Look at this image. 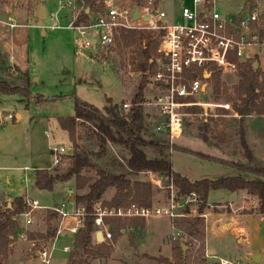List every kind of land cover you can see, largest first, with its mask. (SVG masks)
Wrapping results in <instances>:
<instances>
[{
	"label": "rangeland",
	"instance_id": "obj_1",
	"mask_svg": "<svg viewBox=\"0 0 264 264\" xmlns=\"http://www.w3.org/2000/svg\"><path fill=\"white\" fill-rule=\"evenodd\" d=\"M0 1L3 3L7 0ZM114 1L118 4L135 6L138 0ZM145 1L140 0L138 3L143 4ZM244 1L218 0L217 8L226 15L229 12H238L243 8H250L253 6L252 3H255L254 0H248V4H244ZM261 1L264 4V0ZM66 2L67 0H62V3H60V0H46L49 14L46 18L37 22L40 29L29 34L27 49L30 57L31 76L33 80L35 79L34 76L40 77L41 80L38 83L34 82L32 85V90L37 96H35L36 101L31 102L27 114L23 108L24 106L21 107L20 105L19 97L21 98V94H0V110L13 113L14 116L18 113L23 114L21 120L14 118V121L10 120L7 125V121L0 125V158L7 157L9 159L7 162L14 164L16 167L24 165L30 167V171L27 173L29 177L27 182L23 168L0 172V189L12 190L11 195L14 197L24 195L26 193L25 188H27L28 195L31 198L38 199L43 206H54L63 202L64 199H67L68 187L70 186V183L58 184L53 192L42 191L40 193L34 184L33 167L50 166L51 168L48 169L51 172H54L57 168V166L52 167V147L73 145L69 135L60 128L58 118L75 114L76 99L93 104L98 108L132 102L144 74L143 66L147 63L152 64L158 57L157 50L160 43V33L155 29L128 30L117 35L115 45L110 48L105 56L106 61H98L91 57V50L83 47L80 35L75 30L67 27L74 16L83 11L84 6L77 5L76 9H72V7L64 5ZM37 3H39V0H30V10H32V7L36 8ZM61 4L63 6L60 8ZM103 4L105 10L104 1ZM156 4H160L164 8L169 20L176 21L181 19L182 7L189 5L190 0H156ZM53 13H56V17L52 16ZM43 28L47 31L45 35L42 33ZM131 32H135L137 42L126 47L123 43V37ZM261 57L264 58V51ZM260 71L263 72L262 69ZM8 72L11 75L16 74L15 71ZM239 79V74L232 72L224 73L220 79L221 90L223 89L221 95H223L225 102L231 104L235 112H237L235 104L240 103L237 100L236 91ZM149 82L150 76L145 87V103H143V111L147 116L148 126L147 131L144 133L146 138H152L154 132H156L154 123L161 120L159 109L150 104L156 92ZM38 94L41 96H38ZM23 97L25 102H29L32 99V92L30 91L28 96L23 95ZM215 98L216 93L213 87L210 91V99L215 100ZM216 112L217 116L209 119L207 129L199 121L188 123L185 126L183 136L176 139L174 143L178 149L172 150V162L175 169L191 179H218L234 176L239 172L229 167V165L226 166L216 161L186 153L180 150V146L218 158L222 157L230 162L246 166H264V116L253 113L245 117L244 135L254 156V160L251 162L247 159L245 149L241 143V116L233 115V112L226 108L217 109ZM94 131V128L89 124L78 125L77 135L80 150L97 151L99 149L100 142ZM112 150L116 152L114 147H112ZM146 150L150 155L152 154L151 150ZM98 163L100 166L101 161H98ZM64 165H59L60 170L64 169ZM84 174L97 176L96 171L93 169H85ZM3 175H11L10 182H7ZM135 178L149 182V176L143 172ZM63 187L67 188V194ZM75 192L76 190L72 189V194ZM114 193L115 190L110 189L104 198L111 200ZM229 194L228 190L210 191L208 198L210 202H207L203 210V213L209 215L208 221L200 217L202 219L201 228L204 230L203 240L190 237L183 231L185 228L183 219L185 218L176 220L163 217L144 219L145 229L143 231L128 228L116 240L108 244L111 248L108 257L91 259L89 262L90 264H161V260L174 259L173 246L175 241L173 238L176 236L179 242L187 243L188 264H204V260H207L208 264H213L214 261L218 264L216 257L207 256V228L210 230V219L212 217H220L221 215L229 217L230 214L236 215L239 213L235 208L240 206L237 207L233 204V207L228 206L225 208L224 205H229V202H218L226 199ZM169 196L170 193L167 189H161L153 185L152 204L165 203L168 201ZM256 197H247L249 202L245 203V206L246 209L252 210L254 208L260 213L259 201H256ZM199 204L193 205V208L198 212L201 206ZM236 211L238 212L236 213ZM48 213V210L35 213L34 225L36 224L37 228L48 229L49 224L46 220ZM193 217L196 216L186 218ZM20 223L22 225L21 220ZM52 224L54 227L56 221ZM30 228L28 229L29 232L31 231ZM73 241V236L65 232L59 239L58 245L59 247L64 244L72 246L74 245ZM93 244L97 246V244ZM227 244H229L228 248L219 251V257H227L233 261H239L240 259L242 264H264V262L246 260L242 255L235 252L236 248L233 243ZM33 248L31 241L16 240L5 262H16L22 259L25 262L24 264H30L28 262L30 257L28 258V256L30 252L32 253ZM66 257L67 254L57 253L54 264H62ZM78 258V256H75L70 262L72 263L73 259L77 260ZM36 264L41 263L36 262Z\"/></svg>",
	"mask_w": 264,
	"mask_h": 264
},
{
	"label": "built area",
	"instance_id": "obj_2",
	"mask_svg": "<svg viewBox=\"0 0 264 264\" xmlns=\"http://www.w3.org/2000/svg\"><path fill=\"white\" fill-rule=\"evenodd\" d=\"M254 1L250 8L224 15L217 8L218 0H190L189 5L182 7L181 19L172 21L168 19L164 8L156 4V0H146L143 4L136 3L135 6L105 0V10L99 12L95 19L77 23L75 18L68 27L80 35L83 47L91 50V57L101 62L106 61L105 56L115 45L118 34L128 30L159 31L158 57L152 62L153 73L150 69L147 71L150 75L149 84L156 92L150 104L155 105L161 115V120L156 122L155 131L163 132L172 146L176 139L183 136L188 123L194 121L205 123L217 116V109H230L233 115L239 116L231 104L225 102L221 95L223 89L216 95L215 100L210 99V91L214 87L213 75L216 72L220 73L221 77L229 72L239 74L247 62L253 61L255 64L258 61L257 68L263 70L260 81L264 85V58L261 57L264 51V4L261 0ZM64 5L76 7L83 4L78 0H67ZM62 6L63 4L60 8ZM136 8L140 12V18L135 20ZM145 17H148V20H145ZM120 107L127 113L132 107V102H125ZM14 118L13 113L1 112L0 125ZM73 152V145L52 147V167L66 164L65 157ZM23 170L27 182L30 168L24 167ZM143 173L149 176L148 181L152 185L168 190L170 193L168 201L151 206L130 202L128 205L117 207L104 205L102 201L95 203L92 212L95 223L93 243L99 245L113 242L112 225L106 221L110 218L148 220L163 217L176 220L195 215L208 221V214L200 213L193 208V205L203 203L199 195L194 192L181 193L172 180L156 172ZM68 194L73 195L72 189L68 190ZM24 202L26 209L19 214V219L23 220L22 231L13 238L15 241L33 243L34 248L29 262L54 264V258L59 251L67 254L62 264H72L70 260L73 258L76 238L72 246L64 244L59 247L58 243L65 232L76 237L85 227L88 215L85 205L76 204L68 197L60 204L43 206L39 200L31 198L28 194L24 197ZM228 206L233 207V204L224 205L225 208ZM0 208L5 209L4 205ZM235 209L233 208L234 211ZM42 210H48L56 215L55 234L48 239L31 240L28 237V229L35 223V213ZM99 230L103 234L102 242L96 238V232ZM176 239L178 237L174 236L173 240ZM207 256L216 257L218 264H241L238 260L208 254ZM6 264L20 262L10 261Z\"/></svg>",
	"mask_w": 264,
	"mask_h": 264
},
{
	"label": "trees",
	"instance_id": "obj_3",
	"mask_svg": "<svg viewBox=\"0 0 264 264\" xmlns=\"http://www.w3.org/2000/svg\"><path fill=\"white\" fill-rule=\"evenodd\" d=\"M103 1L105 0H78L79 3L83 4L84 9L77 17V23L88 21L91 12L96 14L102 12L104 10ZM87 8H90L89 13ZM136 42L135 32L123 37V43L126 47ZM147 64L143 66V77L132 101V107L127 113L117 104L98 108L93 104L76 99L75 114L58 118L61 129L68 133L73 143V154L65 157L66 164L63 170H60V166H57L54 172L49 169L34 171V183L40 190L53 191L60 183L73 182L72 189L76 190L73 194L75 203L83 204L86 207L88 215L86 216L85 227L77 234L75 250L72 254L73 258L75 256L79 258L77 260L73 259V264H90L91 259L106 258L110 253L111 248L107 243L97 246L93 244L92 233L95 231V223L92 212L95 203L102 201L104 205L111 207L125 206L130 202H135L141 206H151L153 202V185L150 182L135 178L144 171L156 172L167 177L174 182L183 194L194 192L199 195L203 201L199 207L200 213L203 212L207 204L211 190H228L232 192L246 190L258 197L259 212L264 214V180L247 179L242 175H237L191 181L173 168L172 150L178 149L176 144L171 146L163 132H154L152 138L144 136L148 126L142 103L145 102V87L150 76L147 71L150 69V72L153 73L154 70V63ZM260 74V69L254 67L253 61L247 62L239 72L240 79L236 86L237 100L240 103H236L235 108L242 121L241 143L245 149L247 159L251 162L254 160V156L245 139L244 121L245 117L253 113L264 114V91ZM220 79V73L216 72L213 75L216 95L221 92ZM29 87V81L25 86L0 81V92L3 94L28 96L30 94ZM208 122L209 120L202 124L205 129L208 128ZM80 124H89L94 128L100 142L97 151L80 150L77 135V127ZM155 125L156 123H154V128ZM204 137L206 138V136ZM112 147L116 152L112 150ZM146 149L151 150L152 154L150 155ZM180 150L264 178V166H246L187 148L180 147ZM98 161H101L100 166ZM85 169L95 170L97 176L84 174ZM110 189H114L115 193L111 200H106L104 196ZM4 207L5 209L0 208V264L7 263L5 259L13 248L15 241L13 237L22 231L19 214L26 209L24 197L15 198L10 208L7 207V204ZM55 218L56 215L49 212L46 216L49 224L46 233L29 232V239L41 240L53 236L55 228L52 222ZM106 221L112 225L113 240H116L128 228L141 231L145 229V220L140 218L126 221L110 218ZM183 221L185 224L183 231L188 236L203 240L204 230L201 228L202 219L199 216L185 218ZM174 241V259L172 261L164 259L161 260V263L188 264L187 255H184L183 252V244L187 245V243L179 242L178 239ZM204 264H206L205 260Z\"/></svg>",
	"mask_w": 264,
	"mask_h": 264
},
{
	"label": "crops",
	"instance_id": "obj_4",
	"mask_svg": "<svg viewBox=\"0 0 264 264\" xmlns=\"http://www.w3.org/2000/svg\"><path fill=\"white\" fill-rule=\"evenodd\" d=\"M29 1L30 0H7L4 1L3 3L0 1V81H5L10 84L19 85V86H25L29 81L30 84L29 88L30 91L32 92V99H30L29 102H25L24 101L25 98L23 97L22 94L20 95L21 98L19 97L20 105L21 107L24 106L23 108L26 114L29 111L28 109L30 108L31 102L36 101L35 96H37V94L33 92L32 85L34 82L38 83L41 80V78L38 76H34L35 79L33 80V77L31 76V67L29 65L30 57L27 49L29 46V34L34 30L40 29V25L37 22H39V20L46 18L49 14L46 7V0H39V3H37V7L36 8L32 7V10H30L29 8L30 6ZM244 4H248V0H245ZM41 7H44L45 9V16L39 15ZM76 7H72V9H76ZM87 12L88 13L90 12V8H87ZM97 14L95 12H91L89 16L90 18L89 20L95 19ZM52 16L56 17V13H53ZM78 16L79 14L77 13V15L74 16L73 20ZM13 24L15 26L11 27V25ZM42 33L45 35L47 34V31H45V29L43 28ZM8 71H12V72L15 71L16 74L14 75L13 73V75H11L9 74L10 72ZM0 94L9 95V94H3L1 92ZM38 96L41 95L38 94ZM1 112H5V111L0 110V113ZM15 118L16 120H21L23 118V114L18 113L16 114ZM8 122L9 121H7L6 125L8 124ZM183 147L188 148L185 146ZM190 150H194V149H190ZM7 161H9V159H7V157L5 156L0 158V172L2 171L6 172L7 170H14L15 168L17 169H22L24 167L30 168L29 165L16 167L14 164H11ZM229 167L236 169L235 167L232 166ZM48 168H50V166L33 167L34 171L38 169H48ZM173 168L176 172L187 177L191 181L201 180V179H191L181 171L175 169L174 165ZM236 170L241 173L238 172L234 176L242 175L247 179L264 180L262 177L254 175L252 173L242 172L238 169ZM3 176H5L4 178L7 182H10L11 175H3ZM68 183H70L71 186V187L69 186L68 189H72L74 183L73 182H68ZM60 184L65 185L67 183H60ZM63 188L65 193L67 194V188L66 187ZM25 190L26 193L22 195V197H25L28 194L27 193L28 189L25 188ZM11 191L12 190L9 191L3 188L0 189V206H3L5 204H7L8 206L9 203H11L12 206L13 200L19 197V196L13 197L11 195ZM42 191H46V190L39 189L40 193ZM229 192L230 194L226 196V199H223L222 201H218V202H229L235 204L237 207L240 206L237 208L239 213H237L238 211H236L237 213L236 215L230 214L229 217L225 215H221L220 217H212L210 219L211 220L210 230L207 228V242H208L207 253L209 256H219L220 255L219 251H223V249L228 248L229 244L227 243H231V244L233 243L235 245L236 248L235 252H237V254L242 255L246 260L249 259L251 262H256L252 260V257L254 255L260 254L261 259L259 262L263 263L264 262V215L258 213L254 208H252V210L246 209L245 206L246 205L245 203L249 202L247 200V197L249 196L256 197V196L250 194L246 190H239L236 192L229 191ZM68 195L67 198L70 197ZM208 201L209 199L207 200V202ZM256 201L257 202L259 201L257 197H256ZM211 203H217V202H211ZM20 220L23 224V220L22 219ZM146 225H147V221H146ZM30 227H29L31 230L30 232L46 233L47 230L46 228L44 229L37 228L36 224L35 225L33 224ZM76 237L73 236V238ZM235 252L233 253L236 254ZM30 253L28 258L31 255ZM57 253H60L62 255L64 254L59 251ZM224 258L228 259L227 257ZM169 260L172 261V259ZM18 262L21 263L24 262V260L20 259L18 260ZM161 264H170V263H161ZM206 264H208L207 260H206ZM213 264H216L215 261L213 262Z\"/></svg>",
	"mask_w": 264,
	"mask_h": 264
},
{
	"label": "water",
	"instance_id": "obj_5",
	"mask_svg": "<svg viewBox=\"0 0 264 264\" xmlns=\"http://www.w3.org/2000/svg\"><path fill=\"white\" fill-rule=\"evenodd\" d=\"M39 15L45 16V9H44V7H41L40 12H39ZM139 18H140V12H139L138 8H136L134 10V19L136 20V19H139ZM144 19L145 20H148V17H145ZM258 66H259V62L256 61L255 64H254V67L257 68ZM69 199L73 201L74 200V196L73 195H70ZM7 207L10 208L11 207V203H9ZM96 238H97L98 241H101V242L103 241V234H102V231L101 230H99V231L96 232ZM187 248H188V246L185 245V244H183V252H184V255H186ZM260 259H261V255L260 254L254 255L252 257V260H254L256 262L260 261ZM20 264H22V263H20Z\"/></svg>",
	"mask_w": 264,
	"mask_h": 264
}]
</instances>
